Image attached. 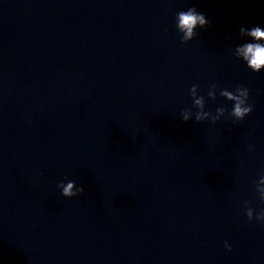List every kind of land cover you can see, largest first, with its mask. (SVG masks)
Masks as SVG:
<instances>
[{
  "label": "clouds",
  "instance_id": "obj_1",
  "mask_svg": "<svg viewBox=\"0 0 264 264\" xmlns=\"http://www.w3.org/2000/svg\"><path fill=\"white\" fill-rule=\"evenodd\" d=\"M210 24L208 18L195 7H190L187 10L179 11L176 14V28L181 34L180 42L182 44L192 41L197 35V29L206 28ZM239 36L246 38V42L238 44L234 48V56L242 60L252 72L259 73L264 70V27L252 26L251 28L240 27ZM199 85H193L190 88V96L193 101L192 107L196 109L193 113L192 109H185L180 113L181 119L188 122L195 118L196 122L211 120L215 124L221 117L228 115L232 118L233 123L243 121L245 117L253 112V105L249 103L250 90L243 84L236 85L234 90L223 88L219 90L220 97L233 103L231 111L225 107H217L215 114L211 111H206V101L203 95H198ZM217 85L211 84L207 91V97L215 100L217 97ZM249 150L252 148L249 146ZM58 188L62 190V196L66 198L76 197L84 193L83 185L77 186L75 181L64 183L59 182ZM255 191L258 193L259 200L264 202V175L255 184ZM245 215L249 222L255 220L261 225H264V208L258 212L244 202ZM225 248L231 251V245L225 242Z\"/></svg>",
  "mask_w": 264,
  "mask_h": 264
}]
</instances>
